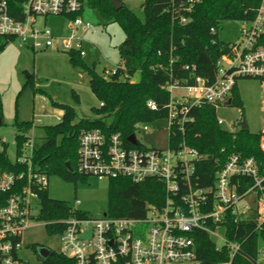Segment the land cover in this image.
Listing matches in <instances>:
<instances>
[{"label": "built area", "instance_id": "2783aa9c", "mask_svg": "<svg viewBox=\"0 0 264 264\" xmlns=\"http://www.w3.org/2000/svg\"><path fill=\"white\" fill-rule=\"evenodd\" d=\"M88 2L15 0L16 17L11 13L9 2L0 0V35L19 39L21 45L34 50L50 48L55 41H61L59 49L83 58L87 55L84 34L97 32L95 24L84 18ZM197 2H181L182 23L187 22L184 13L191 12ZM49 16L67 18L71 33L55 35L47 26ZM40 18H44V23L38 26ZM243 22L241 42L230 43L229 51L217 60L213 80L195 75L192 83L173 82L168 86L167 149L148 147L139 140V124H143V131H148L146 123L136 125L135 144L125 142L120 132L101 129L81 132L76 172L109 181L157 179L164 185L166 196L160 206L148 204L143 218H114L107 213L60 218L56 224L61 231L55 233L60 240L57 253L73 258L76 264H119L120 260L123 264H202L196 251L195 233L204 231L211 238L221 237L225 241L223 246H218L213 239L217 250L223 247L230 250L229 259L219 264H232L241 243L230 240L227 235L230 220L235 223L252 220L257 228L264 227V175L256 160L232 154L216 172L213 184L201 186L197 181L196 163L203 156L188 144L185 136L186 127L195 120L192 110L205 103L216 108L230 104L240 78L261 81L264 112V0L255 17ZM212 32L216 29L212 28ZM115 71L106 74L109 76ZM147 105L157 108L153 101ZM243 119L239 118L237 126L230 128L224 127L222 119L217 121L235 133L241 129L239 123ZM259 134L260 148L264 151V126ZM38 148L27 133L13 160L17 170L0 168V264H34L24 254L23 233L35 220L47 223L40 219L41 194L48 189L50 177L35 160ZM248 179L251 185L244 186Z\"/></svg>", "mask_w": 264, "mask_h": 264}, {"label": "trees", "instance_id": "16d2710c", "mask_svg": "<svg viewBox=\"0 0 264 264\" xmlns=\"http://www.w3.org/2000/svg\"><path fill=\"white\" fill-rule=\"evenodd\" d=\"M11 13L16 15L15 0H7ZM121 1V0H120ZM183 0H144L141 14L123 5L116 10L111 0H89L107 23L116 21L125 33L118 50L121 66L115 73L105 76L96 67L85 66L79 54L69 53L74 66H82L90 76V87L99 99L93 117L79 118L75 109L65 103H55L62 111L60 122L45 126L44 143L36 150L35 160L48 175L59 174L68 181H78L87 175L76 172L78 139L84 130L101 129L109 133L120 132L127 142L135 133L138 123L165 118L170 100L168 86L173 82L192 83L195 75L213 80L216 62L229 51V44L221 41L218 30L226 20H252L262 0H199L191 12L184 13L187 22L180 21V4ZM212 28L216 32H212ZM14 38L0 35V52ZM195 66V68H193ZM139 76L137 80L132 77ZM32 75L29 78L31 80ZM252 78V77H248ZM153 101L156 109L147 104ZM231 105L244 109L237 85L233 89ZM216 106L205 103L192 110L194 122L186 127V139L203 158L196 163L198 184L210 186L215 174L232 154L244 158L253 157L264 175V151L260 148L259 132L240 129L232 133L218 124ZM2 123H0L1 125ZM17 149L32 128V121H16ZM0 168L16 171L17 164L9 157L8 144L1 137ZM70 164L72 171L67 167ZM110 217L143 218L148 204L162 205L165 187L157 179L133 182L128 178L111 179ZM251 185L250 180L244 186ZM40 219L46 221L50 234L61 231L56 224L60 218L89 217L92 214L71 210L70 205L49 196L48 189L41 194ZM230 240L241 243V250L232 264H264V227L257 228L252 220L227 224ZM196 251L202 264H219L229 259L230 250L220 251L210 235L204 231L195 233ZM37 245H33L35 250ZM42 264H76L73 258L51 251ZM119 264H123L122 260Z\"/></svg>", "mask_w": 264, "mask_h": 264}, {"label": "rangeland", "instance_id": "374dc122", "mask_svg": "<svg viewBox=\"0 0 264 264\" xmlns=\"http://www.w3.org/2000/svg\"><path fill=\"white\" fill-rule=\"evenodd\" d=\"M124 5L136 13L142 12V0H122ZM84 18L97 28V32H86L83 57L85 66L96 67V72L115 71L121 66L118 47L125 39V33L116 21L107 23L101 12L88 3L84 7ZM44 18L38 20V26L44 23ZM68 19L63 16H49L47 26L55 35L68 36ZM240 20L223 21L218 30V37L226 43L241 42ZM61 41H55L53 47L37 49L23 46L19 39H13L0 52V137L8 144L7 152L14 160L17 157L16 121H32L28 135L34 138L37 147L44 143L45 126L60 122L62 111L55 103L71 105L79 118L93 117L94 107L100 102L90 87V76L82 66H74L70 54L57 46ZM27 74L32 75L31 80ZM139 76L132 77L137 80ZM244 109L231 104L219 106L217 118L224 121V127L237 126L238 120L244 117L251 132H259L264 126L262 109L261 81L257 78H240L237 81ZM148 131H137L139 140L148 147L167 149L169 146V122L166 118L155 119L146 123ZM110 184L108 179L100 180L90 176L78 181H68L59 174L49 177L48 193L56 200H61L71 208L97 216L109 212ZM79 200L80 203H76ZM222 234V232H221ZM218 246L225 241L221 237H212ZM24 254L34 263L37 262L33 245H45L53 251L60 247L59 237L50 234L45 222L35 220L23 233ZM262 259L264 260V252Z\"/></svg>", "mask_w": 264, "mask_h": 264}, {"label": "water", "instance_id": "95a60500", "mask_svg": "<svg viewBox=\"0 0 264 264\" xmlns=\"http://www.w3.org/2000/svg\"><path fill=\"white\" fill-rule=\"evenodd\" d=\"M111 2L116 10H119L120 8L123 7V4L120 0H111ZM27 77L30 78V74H27ZM0 123H1V120H0ZM239 125L241 129L243 130H247L249 128L248 123L245 118L239 123ZM136 139L137 138H135L134 134H131L128 138V140L134 144L136 143ZM67 167L70 171H72V168L69 163H67ZM38 253L42 258L46 259L50 255L51 249L48 248L47 246H40Z\"/></svg>", "mask_w": 264, "mask_h": 264}, {"label": "flooded vegetation", "instance_id": "af4514ba", "mask_svg": "<svg viewBox=\"0 0 264 264\" xmlns=\"http://www.w3.org/2000/svg\"><path fill=\"white\" fill-rule=\"evenodd\" d=\"M40 246H45V245H37V246H36L34 252H35V256H37V257H36L37 262H34V264H42V262H43V260H44V258H42V257L39 255V253H38V250H39Z\"/></svg>", "mask_w": 264, "mask_h": 264}]
</instances>
